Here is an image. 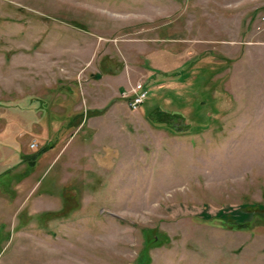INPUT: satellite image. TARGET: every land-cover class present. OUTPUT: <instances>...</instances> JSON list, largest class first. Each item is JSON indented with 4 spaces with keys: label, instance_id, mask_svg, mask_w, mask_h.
Returning a JSON list of instances; mask_svg holds the SVG:
<instances>
[{
    "label": "rangeland",
    "instance_id": "1",
    "mask_svg": "<svg viewBox=\"0 0 264 264\" xmlns=\"http://www.w3.org/2000/svg\"><path fill=\"white\" fill-rule=\"evenodd\" d=\"M262 18L0 0V264H264Z\"/></svg>",
    "mask_w": 264,
    "mask_h": 264
},
{
    "label": "built area",
    "instance_id": "2",
    "mask_svg": "<svg viewBox=\"0 0 264 264\" xmlns=\"http://www.w3.org/2000/svg\"><path fill=\"white\" fill-rule=\"evenodd\" d=\"M264 21V18H262ZM147 94V89L144 87V83L137 82L132 84L129 88L125 89L122 92V97L126 98L128 106L135 110L140 104L145 100ZM35 143H32L31 146H34Z\"/></svg>",
    "mask_w": 264,
    "mask_h": 264
},
{
    "label": "crops",
    "instance_id": "3",
    "mask_svg": "<svg viewBox=\"0 0 264 264\" xmlns=\"http://www.w3.org/2000/svg\"><path fill=\"white\" fill-rule=\"evenodd\" d=\"M123 89V88H122ZM146 89H148V88H146ZM149 90V89H148ZM123 91V90H122ZM121 91V92H122ZM125 100V99H124ZM145 101V100H144ZM144 101L142 102V104L144 103ZM127 103V102H126ZM142 104L139 106L140 108H141V106H142ZM128 105V104H127ZM158 108V107H157ZM130 109V108H129ZM155 111H156V105H155V107H152L148 112H146L145 113V117H146V119H147V121L148 122H150V124L152 125V122L150 121L151 120V118H152V115H153V113H155ZM144 114V113H143ZM51 135V133L49 134V137H51L50 136ZM48 137V138H49ZM49 144V143H48ZM48 144L46 145V146H48ZM46 146H44L43 148H42V150H46L47 149V147Z\"/></svg>",
    "mask_w": 264,
    "mask_h": 264
},
{
    "label": "trees",
    "instance_id": "4",
    "mask_svg": "<svg viewBox=\"0 0 264 264\" xmlns=\"http://www.w3.org/2000/svg\"><path fill=\"white\" fill-rule=\"evenodd\" d=\"M154 115H155V113H154ZM151 122H152V124H154V122H157V120L154 118V116L152 115V118H151V120H150Z\"/></svg>",
    "mask_w": 264,
    "mask_h": 264
},
{
    "label": "water",
    "instance_id": "5",
    "mask_svg": "<svg viewBox=\"0 0 264 264\" xmlns=\"http://www.w3.org/2000/svg\"><path fill=\"white\" fill-rule=\"evenodd\" d=\"M98 76H99V74H98V73L94 75V77H95V78H97Z\"/></svg>",
    "mask_w": 264,
    "mask_h": 264
}]
</instances>
